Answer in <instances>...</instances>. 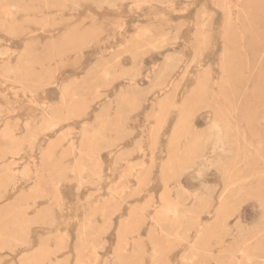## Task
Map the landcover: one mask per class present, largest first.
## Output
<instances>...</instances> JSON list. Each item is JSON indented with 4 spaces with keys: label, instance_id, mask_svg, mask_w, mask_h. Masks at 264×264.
<instances>
[{
    "label": "rangeland",
    "instance_id": "374dc122",
    "mask_svg": "<svg viewBox=\"0 0 264 264\" xmlns=\"http://www.w3.org/2000/svg\"><path fill=\"white\" fill-rule=\"evenodd\" d=\"M0 264H264V0H0Z\"/></svg>",
    "mask_w": 264,
    "mask_h": 264
},
{
    "label": "bare ground",
    "instance_id": "6f19581e",
    "mask_svg": "<svg viewBox=\"0 0 264 264\" xmlns=\"http://www.w3.org/2000/svg\"><path fill=\"white\" fill-rule=\"evenodd\" d=\"M229 16V15H228ZM224 136V135H223ZM225 143V142H224ZM219 144L220 146H223V142L221 141V139L219 140ZM225 146V145H224Z\"/></svg>",
    "mask_w": 264,
    "mask_h": 264
}]
</instances>
